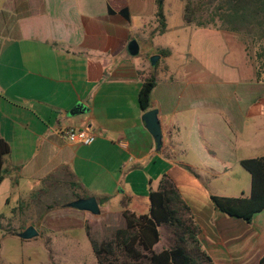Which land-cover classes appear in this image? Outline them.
<instances>
[{
  "label": "crops",
  "instance_id": "0c3cea01",
  "mask_svg": "<svg viewBox=\"0 0 264 264\" xmlns=\"http://www.w3.org/2000/svg\"><path fill=\"white\" fill-rule=\"evenodd\" d=\"M125 7L130 20L120 13ZM157 11V0H0V138L11 148L0 215L57 181L75 183L79 198L96 197L100 209L116 205L121 217L128 199L144 214L150 191L167 174L215 264H260L264 211L247 223L217 210L211 196L250 195L241 161L264 156V82L243 49L241 65L229 61L235 45L212 28L186 23L176 43L186 45L178 52L182 62H173L174 48L163 44L168 16L164 8L160 34ZM134 40L137 56L128 51ZM142 44H149L146 55ZM152 54L165 60L162 67L152 65ZM151 76L161 148L138 103ZM66 128H87L96 139L75 146L60 135ZM71 195V202L79 199Z\"/></svg>",
  "mask_w": 264,
  "mask_h": 264
},
{
  "label": "trees",
  "instance_id": "16d2710c",
  "mask_svg": "<svg viewBox=\"0 0 264 264\" xmlns=\"http://www.w3.org/2000/svg\"><path fill=\"white\" fill-rule=\"evenodd\" d=\"M163 2L157 0L156 17L160 34L165 33L167 28ZM109 11L113 12L111 8ZM120 13L130 20L127 7ZM184 20L189 25L199 27L220 21L224 30L250 39L256 49L253 61L257 79L264 82V0H185ZM159 54L165 57L169 51L161 50ZM158 64L159 61L156 67ZM156 86L155 76L143 83L138 95L143 112L151 109L152 93ZM10 151V145L0 138V182L6 176L4 159ZM241 165L251 177L250 195H212L211 200L216 209L227 216L251 223L258 213L264 211V156L242 160ZM70 188L75 198L81 197L75 193V183H71ZM127 201L129 199L122 201L124 227L118 228L109 241L94 246L98 264H215L201 245L200 228L190 206L167 174L161 178L158 188L150 191L147 213L138 214L130 210ZM19 210L23 211V207L20 206ZM26 228L22 227L19 232L8 229L5 235L18 236ZM162 228L170 234L167 239L169 243L161 252H156V246L163 242ZM260 264H264V257Z\"/></svg>",
  "mask_w": 264,
  "mask_h": 264
},
{
  "label": "rangeland",
  "instance_id": "374dc122",
  "mask_svg": "<svg viewBox=\"0 0 264 264\" xmlns=\"http://www.w3.org/2000/svg\"><path fill=\"white\" fill-rule=\"evenodd\" d=\"M163 8L169 21V32L163 38V44L174 48L173 62L179 63L182 60L178 52L186 46L182 43L177 49L176 45L179 37H184L182 30L187 25L184 20L185 0H164ZM206 27L225 32L235 45L230 62L241 65L243 50L253 58L256 49L250 39L224 30L220 21L208 23ZM148 48L149 44L147 47L142 44L141 54H148ZM154 56L160 55H150V62ZM158 61L162 67L165 60ZM30 192L20 197L18 205L12 202L11 207L16 208L15 213L0 217V264H98L94 246L109 241L118 228L124 227V220L117 212L116 205H111V209H101L100 215L70 207L69 203L74 199L71 195L73 190L66 183L57 182L50 187L42 186ZM129 202L127 205L131 210ZM20 206L23 211L19 210ZM29 226L38 231V236L24 240L16 235H5L8 229L19 232L22 227ZM162 235L161 244L168 245L169 232L162 228Z\"/></svg>",
  "mask_w": 264,
  "mask_h": 264
},
{
  "label": "water",
  "instance_id": "95a60500",
  "mask_svg": "<svg viewBox=\"0 0 264 264\" xmlns=\"http://www.w3.org/2000/svg\"><path fill=\"white\" fill-rule=\"evenodd\" d=\"M128 51L132 56H137L140 51V46L138 42L135 40L131 41L128 46ZM159 59L160 56L152 57L151 59L152 65L155 66ZM142 119L145 122L146 128L154 138V141L156 142L158 148H161L163 144V133H162L161 122L159 119V111L156 109L149 110L144 113ZM69 206L82 211L90 212L93 215H100L101 213L98 200L94 196H90L87 198H79L69 203ZM38 234H39L38 231L33 226H29L18 236L21 239L29 240L38 236Z\"/></svg>",
  "mask_w": 264,
  "mask_h": 264
},
{
  "label": "built area",
  "instance_id": "2783aa9c",
  "mask_svg": "<svg viewBox=\"0 0 264 264\" xmlns=\"http://www.w3.org/2000/svg\"><path fill=\"white\" fill-rule=\"evenodd\" d=\"M60 135L75 146L91 145L96 135L87 128H66L59 131Z\"/></svg>",
  "mask_w": 264,
  "mask_h": 264
}]
</instances>
